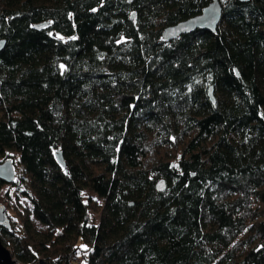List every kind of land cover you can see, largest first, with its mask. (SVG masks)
I'll list each match as a JSON object with an SVG mask.
<instances>
[{
    "label": "trees",
    "instance_id": "obj_1",
    "mask_svg": "<svg viewBox=\"0 0 264 264\" xmlns=\"http://www.w3.org/2000/svg\"><path fill=\"white\" fill-rule=\"evenodd\" d=\"M210 1L0 0L19 264H264V0L161 37Z\"/></svg>",
    "mask_w": 264,
    "mask_h": 264
},
{
    "label": "water",
    "instance_id": "obj_2",
    "mask_svg": "<svg viewBox=\"0 0 264 264\" xmlns=\"http://www.w3.org/2000/svg\"><path fill=\"white\" fill-rule=\"evenodd\" d=\"M132 2L133 0H128ZM240 3H246L250 0H237ZM222 12V4L220 0H211L205 7L202 8L201 12L197 15L191 16L187 19L181 20L175 24L165 27L161 33V37L164 40H174L180 35L193 32L196 29L205 30L210 33H214L216 27L220 21ZM133 16V15H132ZM47 22L37 24L39 28L45 25ZM5 40L0 38V51L4 47ZM208 97L211 102L214 103V95L212 87L208 88ZM57 161L64 166V161L60 150L55 152ZM15 179L14 164L11 159H5L0 161V180L6 184H10ZM165 181L159 179L155 183L157 191H163L165 189ZM0 227H9V217L5 204L0 202ZM19 262L12 256L9 249L0 240V264H18Z\"/></svg>",
    "mask_w": 264,
    "mask_h": 264
},
{
    "label": "rangeland",
    "instance_id": "obj_3",
    "mask_svg": "<svg viewBox=\"0 0 264 264\" xmlns=\"http://www.w3.org/2000/svg\"><path fill=\"white\" fill-rule=\"evenodd\" d=\"M9 159H11V158H9ZM14 159H17V156H15ZM1 161H3V160H1ZM14 161H15V160H14ZM14 161H12L13 164H15ZM14 169H15V176H16L17 173H18V171H17V169L15 168V166H14ZM6 188H7V185L3 186L2 190L0 191V196H1V197H4V193H5ZM82 195H83V198H84V199H86L88 196H93V197L95 196V195H93V194H91V193H89V192H83ZM16 197H17V198H16ZM13 202H14V204H13ZM7 204H8V208L6 207V209H7V214L9 215V214H13V212H12V207H15V205L19 204L20 206H27L29 203H28V201H27L26 199H24V198H22V197H20V196H15V197L12 198L11 200H9ZM11 204H12V205H11ZM92 219H93L94 222H97V220H98V215H97V214H92ZM32 224L34 225V227H35L37 230H42V229L44 228L41 224H39V223L36 222L35 220H32Z\"/></svg>",
    "mask_w": 264,
    "mask_h": 264
},
{
    "label": "built area",
    "instance_id": "obj_4",
    "mask_svg": "<svg viewBox=\"0 0 264 264\" xmlns=\"http://www.w3.org/2000/svg\"><path fill=\"white\" fill-rule=\"evenodd\" d=\"M72 260L77 264H84L85 258L82 256V254H76L72 257Z\"/></svg>",
    "mask_w": 264,
    "mask_h": 264
},
{
    "label": "bare ground",
    "instance_id": "obj_5",
    "mask_svg": "<svg viewBox=\"0 0 264 264\" xmlns=\"http://www.w3.org/2000/svg\"><path fill=\"white\" fill-rule=\"evenodd\" d=\"M19 264V263H18Z\"/></svg>",
    "mask_w": 264,
    "mask_h": 264
}]
</instances>
